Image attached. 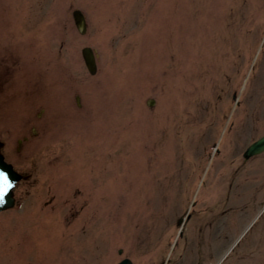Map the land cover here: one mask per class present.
I'll use <instances>...</instances> for the list:
<instances>
[{"label":"rangeland","instance_id":"rangeland-1","mask_svg":"<svg viewBox=\"0 0 264 264\" xmlns=\"http://www.w3.org/2000/svg\"><path fill=\"white\" fill-rule=\"evenodd\" d=\"M263 134L264 0H0V264H264Z\"/></svg>","mask_w":264,"mask_h":264},{"label":"water","instance_id":"water-1","mask_svg":"<svg viewBox=\"0 0 264 264\" xmlns=\"http://www.w3.org/2000/svg\"><path fill=\"white\" fill-rule=\"evenodd\" d=\"M74 20L78 30L81 33H85L87 30V21L86 16L81 9H74L73 11ZM82 54L87 65V68L91 73H96L97 71V61L95 51L92 47L86 46L82 49ZM236 97V95L234 96ZM153 100H149L148 104L152 105ZM264 152V135L259 137L257 140L252 142L244 152V158L249 159L250 157ZM0 171L6 172L11 180V186L6 189L3 186H0V211L14 207L16 199L14 196V188L17 182L22 179L24 176L15 170L11 163H8L4 155L0 153ZM183 219H180L179 222H182ZM122 252V249H120ZM117 264H134L130 258H124Z\"/></svg>","mask_w":264,"mask_h":264},{"label":"flooded vegetation","instance_id":"flooded-vegetation-1","mask_svg":"<svg viewBox=\"0 0 264 264\" xmlns=\"http://www.w3.org/2000/svg\"><path fill=\"white\" fill-rule=\"evenodd\" d=\"M33 128V133L34 134H36V133H38L39 132V130L36 128V126H33L32 127ZM24 139H28V136H25L24 137ZM19 142L21 143L22 142V140H19ZM5 148H6V145H5V142L4 141H2V140H0V151L4 154V156L6 157V154H5ZM264 153V152H263ZM262 154V153H261ZM258 155H260V154H258ZM255 156H257V155H254V156H252L251 158H253V157H255ZM251 158H249V159H251ZM6 159H7V157H6ZM248 159V160H249ZM8 160V159H7ZM9 161V160H8ZM11 162V161H10ZM14 164V163H13ZM19 171V170H18ZM29 176L27 177V175H26V178H24L25 180H28L29 179V177H30V174H28ZM169 260V259H168ZM165 261V264L166 263H171V261L169 260V261Z\"/></svg>","mask_w":264,"mask_h":264},{"label":"snow or ice","instance_id":"snow-or-ice-1","mask_svg":"<svg viewBox=\"0 0 264 264\" xmlns=\"http://www.w3.org/2000/svg\"><path fill=\"white\" fill-rule=\"evenodd\" d=\"M0 186H3L5 189L11 186V180L6 172L0 171Z\"/></svg>","mask_w":264,"mask_h":264},{"label":"bare ground","instance_id":"bare-ground-1","mask_svg":"<svg viewBox=\"0 0 264 264\" xmlns=\"http://www.w3.org/2000/svg\"><path fill=\"white\" fill-rule=\"evenodd\" d=\"M238 240H239V239H238ZM236 242H237V241H236ZM234 245H235V244H233V245L231 246V249L234 247Z\"/></svg>","mask_w":264,"mask_h":264}]
</instances>
